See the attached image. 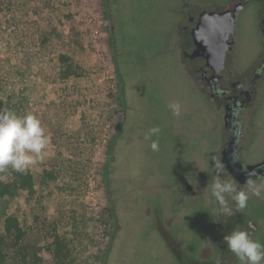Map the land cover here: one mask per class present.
<instances>
[{
  "label": "rangeland",
  "instance_id": "1",
  "mask_svg": "<svg viewBox=\"0 0 264 264\" xmlns=\"http://www.w3.org/2000/svg\"><path fill=\"white\" fill-rule=\"evenodd\" d=\"M188 1L204 5L225 0ZM21 2L27 11L26 21L37 19L33 10L41 8L56 34L51 38L52 43L30 62L20 45L24 37L15 33L14 25L6 24V16L0 15L3 29V32L0 30V40L6 39L14 44L9 51L11 61L26 68L30 62L34 73L41 75L40 67L54 65L59 53H67L78 65L80 75L56 83L40 80L45 111L30 113L41 121L50 143L43 161L27 170L35 176L34 191L20 190L15 196L6 197L3 205L8 213L17 215L30 228V244L42 248V222L46 223L43 220L59 219L58 230L70 239L76 264H104L114 227L105 188V169L111 142L121 121L122 107H126L127 115L110 170V188L117 218L122 214L118 204V144L131 118L138 116L146 133L152 127L161 130L158 136L152 137V140H158L159 151L153 152L151 140L145 139L144 146L140 148L141 171L138 173L142 183L150 178L161 179L167 186L170 173L181 166L187 173L198 171L203 174L201 180L191 177L195 179V186L211 183L210 172L217 154L216 119L204 111L202 99L194 94L176 62L166 53H161L168 50L169 37L176 27V18L171 10L179 9L181 2L109 0L121 87L111 47L105 0ZM260 10L258 2H250L238 15L233 37L235 53L242 64L249 63L261 50ZM35 74L31 76L35 77ZM36 77L40 79L39 75ZM136 90L139 91L142 108L137 116H130L133 113L129 115L128 111L132 99L129 93L135 95ZM53 101L57 107L49 108L47 104ZM171 102L182 105L180 116L171 114L167 107ZM262 110L257 120L263 123ZM130 134L129 140H134L135 134ZM258 148L264 151V145L256 147L255 152ZM125 150L128 152L129 148ZM47 172L54 177H49ZM150 195L143 194L144 201L138 207L144 209L141 210L144 215L150 211L153 216L158 213L160 205L154 197L152 200L156 205L150 203ZM212 208L210 202L199 204L185 215L182 229H187L193 238H197L205 227V218L212 216ZM35 215L40 216L37 223L34 222ZM2 230L3 220H0V232ZM151 231L149 220L140 224L134 229V238L128 244L121 241L125 233L116 239L117 233L108 264H167L165 251L156 248ZM182 243L185 240H180Z\"/></svg>",
  "mask_w": 264,
  "mask_h": 264
},
{
  "label": "flooded vegetation",
  "instance_id": "2",
  "mask_svg": "<svg viewBox=\"0 0 264 264\" xmlns=\"http://www.w3.org/2000/svg\"><path fill=\"white\" fill-rule=\"evenodd\" d=\"M179 1V9L171 10L176 18V27L169 37L168 50L161 53H166L176 62L193 92L202 99L204 111L216 119L217 154L214 165L217 162L222 164L221 178L244 188L249 174L254 173L251 178L260 183L264 181V151L258 148L255 152V148L264 145V121L257 120L264 108V0L212 1L204 5ZM250 2H258L261 7L259 31L262 47L249 63L242 64L235 53L233 36L238 15ZM194 29L212 40L209 52H202L193 41L191 31ZM202 48L207 49L204 44ZM135 97V107H128L129 115L133 113L130 116H137L142 108L138 90ZM130 132L135 134L134 140H129ZM144 134L146 129L138 116L131 118L118 144V204L122 214L118 216L116 239L125 233L121 241L128 244L134 238V229L149 220L153 241L156 248L165 251L167 264H240L223 243L224 236L236 228L264 244V196L250 197L246 209L232 217L220 215L211 197V184L216 175L214 165L210 172V185L204 182L196 187L195 179L191 177L201 180L203 174L198 171L187 173L182 166L170 173L167 186L161 179L150 178L142 183L138 172L141 171L140 148L144 146ZM147 193L152 195L150 203L156 205L152 200L155 198L160 205V209L156 208L158 213L153 216L150 211L144 215L141 211L144 209L138 207L144 201L142 195ZM205 202L213 204L212 216L205 218L201 234L193 238L181 224L185 215ZM229 203L232 204L231 201ZM201 217L203 219V213ZM182 239L185 243L180 244ZM118 259L122 260L121 257Z\"/></svg>",
  "mask_w": 264,
  "mask_h": 264
},
{
  "label": "trees",
  "instance_id": "3",
  "mask_svg": "<svg viewBox=\"0 0 264 264\" xmlns=\"http://www.w3.org/2000/svg\"><path fill=\"white\" fill-rule=\"evenodd\" d=\"M26 12L21 0H0V15L6 16V24L14 25L15 33L24 37L20 45L28 55V61L32 62L35 55H40L39 52L52 43L51 38L55 31L51 28V21L44 17L43 9H34L33 13L38 18L31 21L25 20ZM0 30L3 32L1 20ZM13 45L6 39L0 40V109L11 110L21 116L45 111L46 103L41 101L40 80L43 83H56L80 75L77 71L78 65L74 64L67 53H59L58 61L54 65L48 68L42 66L39 68L41 75L35 74L30 62L26 68L19 62L11 61L9 51ZM31 74H35V77ZM38 75L40 79L36 77ZM47 106L57 107V103L53 101ZM47 173L49 177H54L50 172ZM35 184V176L31 171L18 173L9 168L5 173H0V220H3V230L0 232V264H76L70 239L58 230L59 219L43 220L46 223L42 222L43 235L40 240L44 241V245L41 248L30 244V228L17 215L8 213L4 207L6 197L15 196L20 190L34 191ZM39 220L40 216L35 215L34 222Z\"/></svg>",
  "mask_w": 264,
  "mask_h": 264
},
{
  "label": "clouds",
  "instance_id": "4",
  "mask_svg": "<svg viewBox=\"0 0 264 264\" xmlns=\"http://www.w3.org/2000/svg\"><path fill=\"white\" fill-rule=\"evenodd\" d=\"M167 107L173 116H180L182 105L179 102H171ZM160 131L159 127H152L144 136L145 140H151L153 152L159 151V142L152 137L158 136ZM49 143L50 137L35 115L27 113L21 116L14 111L0 109V173L9 168L24 173L36 166L43 161ZM222 168L221 163H215L216 175L211 184V197L220 215L232 217L246 209L250 197L264 196V181L256 183L251 178L254 173L249 174L246 187L239 188L235 182L221 178ZM223 243L240 264H264V244L253 239L248 232L236 228L224 236Z\"/></svg>",
  "mask_w": 264,
  "mask_h": 264
},
{
  "label": "water",
  "instance_id": "5",
  "mask_svg": "<svg viewBox=\"0 0 264 264\" xmlns=\"http://www.w3.org/2000/svg\"><path fill=\"white\" fill-rule=\"evenodd\" d=\"M105 4H106V13H107L109 35L111 38V47H112V52H113V57H114V63H115L116 72H117L118 79L120 82V87H121L122 79H121L120 72L118 69V64H117V43L115 40L114 27H113L112 21L110 19L109 0H105ZM182 32L184 34L185 30L183 29ZM191 35H192L193 41L195 42L197 47L200 48V50H202V52H204V53L209 52V50L211 49L209 47V45H210V43H212L211 39L206 38V36H203V34L201 35L200 31H197L196 29L191 31ZM213 43L216 44L217 42H213ZM202 44H204L207 47V49L202 48ZM125 115H126V107L124 106V108L122 107V117H121L119 127H118V129H117V131L113 137V140L111 142L110 150L108 153V159H107V163H106V169H105V188H106V193H107V197H108V201H109V205H110V209H111V214H112V217L114 220V227H113L112 235H111L110 240H109V245H108L107 253L105 256L104 264H108L109 255L111 253L116 235L119 231V220H118V218L115 214V211H114V203L112 201V193H111V188H110V176H111L110 170H111V166L113 163V157H114L113 154H114L115 148L117 146L118 138L120 136L121 130L123 128Z\"/></svg>",
  "mask_w": 264,
  "mask_h": 264
},
{
  "label": "crops",
  "instance_id": "6",
  "mask_svg": "<svg viewBox=\"0 0 264 264\" xmlns=\"http://www.w3.org/2000/svg\"><path fill=\"white\" fill-rule=\"evenodd\" d=\"M194 94L197 96L196 93H194ZM129 96L132 98V99H130L129 103H130V106L133 108V107H135V104H136V97H135L133 92L131 94L129 93Z\"/></svg>",
  "mask_w": 264,
  "mask_h": 264
}]
</instances>
